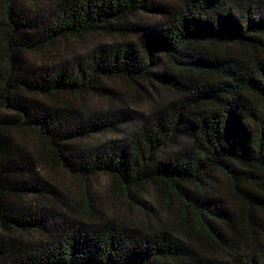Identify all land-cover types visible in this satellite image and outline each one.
<instances>
[{
    "label": "trees",
    "instance_id": "trees-1",
    "mask_svg": "<svg viewBox=\"0 0 264 264\" xmlns=\"http://www.w3.org/2000/svg\"><path fill=\"white\" fill-rule=\"evenodd\" d=\"M0 2V264H264V0ZM87 35L116 40L42 58ZM116 80L167 97L87 105ZM50 165L103 175L140 218L60 206Z\"/></svg>",
    "mask_w": 264,
    "mask_h": 264
},
{
    "label": "rangeland",
    "instance_id": "rangeland-1",
    "mask_svg": "<svg viewBox=\"0 0 264 264\" xmlns=\"http://www.w3.org/2000/svg\"><path fill=\"white\" fill-rule=\"evenodd\" d=\"M235 1L241 3L245 0ZM1 7L2 3L0 2V20H3ZM28 12L38 13L40 11L37 7L28 5ZM111 40L116 39L104 35H87L80 38H72L70 41L64 43L59 48L60 54H57L53 50H51L50 53L43 55L42 58L45 61H53V59L56 58L57 55L59 59L63 60L64 58H69L72 55L85 54L95 44L110 43ZM2 41L3 32L0 31V46L2 45ZM165 61L167 60H164V62ZM32 62H35L34 58L32 59ZM165 64H162L161 71L166 67L168 69H171V65L168 61ZM110 82V86L115 90V94L110 95L112 99H104L103 102H100L98 100H95L94 98L85 97L84 100L86 101L88 106L103 105V103L104 105H107L111 102H124L127 106V111L132 113L134 117H137L142 112H148L150 110V106L153 104L156 98L163 99L167 97V93H164L163 89H160L159 92H156L153 88L150 87L148 83L143 84L147 89V92H144L138 86L126 81L116 80ZM122 131H124V129ZM32 137L33 134L29 136L30 139ZM122 137L123 136L120 132L117 134L110 133L107 135L90 138L85 141V144L104 143L109 139H121ZM38 145H40V142L38 143ZM43 170H41L40 168L39 172L42 181L57 188L62 195V198L59 200L58 204L62 207H64L65 205H69V207L78 211V213L80 214L78 216H82V213L84 212L83 206L84 204H86L89 197H91V208L94 209L93 213L97 211L95 209L104 208L106 206L107 208L112 209L115 212V215L117 216L119 221L139 219L140 217L136 216V214L138 213L139 209H142L143 204H146L145 200L138 198V201L132 202V206H126L124 204V198L119 192L115 190L111 191L107 188L109 182L103 175L97 176L95 178L93 177L88 182H86L84 180L75 179L68 173L59 168H56L53 165H50L46 168V170ZM219 182L220 184L215 186V190L212 191L214 194L215 192H220L222 195H225L223 194L224 192H231V184L227 179L221 177ZM228 197L232 199L230 195H228ZM115 203L118 209H116V207L113 208ZM172 206H174V208H177L180 206V202L177 199H174L172 202Z\"/></svg>",
    "mask_w": 264,
    "mask_h": 264
}]
</instances>
